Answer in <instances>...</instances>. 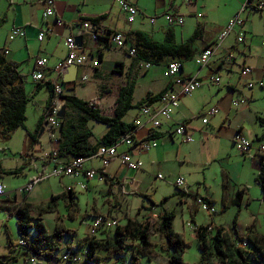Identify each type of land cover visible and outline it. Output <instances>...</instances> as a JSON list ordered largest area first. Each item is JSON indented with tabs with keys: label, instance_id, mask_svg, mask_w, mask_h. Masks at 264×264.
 <instances>
[{
	"label": "crops",
	"instance_id": "crops-1",
	"mask_svg": "<svg viewBox=\"0 0 264 264\" xmlns=\"http://www.w3.org/2000/svg\"><path fill=\"white\" fill-rule=\"evenodd\" d=\"M126 1L138 10L134 21L130 24L126 22L125 14L119 9L115 0H55L56 15L55 17L49 18L44 17L43 6L38 0H0V50L3 53L4 51L7 52L4 55L7 60L19 65V72L25 79V94L27 96L33 95V100L35 99L36 101V98H40V96L45 100L42 106L41 116L40 112L37 115V127L38 125L40 127L39 133L43 129V116L47 101L51 96L50 91L43 86L45 82L52 84L59 82L63 87L64 96L73 95L77 97L75 92L76 87L78 85H84L89 78H92L96 82L99 94L98 101L96 99L92 100L96 101L100 110L112 107V114L109 116H113V109L119 94V89L129 79L137 75V68L141 63L134 65L133 58L127 53L129 47L128 42H126L123 49L106 44L105 39H107L108 32H117L123 35L128 32H142L157 42L173 39L174 43L182 44L188 41L195 30H199L201 32L197 35L198 38L191 43V48L194 50V57L191 60L166 59L165 66L170 61H177L181 64V76L196 77L202 84L194 92L192 97L181 98L179 106L172 115V120L165 122L161 128L155 131L159 134V138L155 139L157 146L151 149L152 154L149 155L147 163L150 166H156L158 169L175 166V170L170 175L172 178L171 183L174 185V181L178 177L183 178L181 174L184 173L181 172L182 165L187 163L189 156L191 157V151H200L202 156L205 153L208 161H213L215 159V153L214 149L211 148L209 140L217 141L221 139V133H223L233 145V137L237 133H240L252 142L254 149L253 152L250 151L243 156L251 160L254 163L255 169L258 171V160L261 156L264 157V154L262 155L259 152V147L262 145L261 141L264 137V120L258 116L257 111L252 108L248 101L255 95L254 84L261 83V87H264V46L262 45V42H264V8L261 11L249 9L241 13V17L245 19L243 28L245 38L242 42L244 46L242 50L239 51V47L237 46L236 32L232 33L233 35L230 34L226 37L220 47L214 52L209 64L206 67L200 68L194 64L195 57L200 51L215 43L221 31L226 27L228 21L239 12L245 0H201L196 2L192 1L191 3H186L184 0ZM257 1L263 0H253V3ZM166 14L182 17L183 24L169 26L163 18ZM101 17L103 19L98 20L95 25L89 22L91 25H94L98 36L97 39L92 40L89 36L84 35L83 46L80 49L78 48L80 52H83L87 56L85 65L78 68L77 77L73 82L63 83V79L68 74H65V68L57 74L55 67L62 63L68 54L66 39L68 37L75 38L79 33V27L83 23ZM150 18L155 19L153 24L149 21ZM13 28H21L24 31V36L10 40L9 34ZM40 32H44L45 36L41 41H38L37 37ZM233 51H239V56H236ZM229 56H231V59H229ZM38 58L47 59V65L40 69L44 75L42 81H34L32 78V75L37 70L35 61ZM237 58L241 60L242 65L237 69L238 71H234V67L237 66L238 62ZM244 66H249L252 69V73L242 78L240 77V71ZM148 70H144L145 73ZM222 70L227 74V80L224 82L226 91L223 90L224 85L220 84L219 73ZM82 76L87 78L85 82L79 81ZM211 76L218 77L219 83H211ZM28 82H32L33 85L39 83L42 85V88L34 93L33 85L32 87H26L27 84H30ZM250 82L253 83L252 88L247 86ZM205 85L206 88L204 87ZM169 86L170 81L168 79L162 88L157 91L148 90L147 93L156 94L164 91ZM213 86L216 87L214 88ZM245 89L247 95L243 91ZM238 95L242 98L241 101L245 100V102L239 108H235L232 103L237 101ZM132 103L134 104L133 98ZM207 105H210V107L207 108ZM38 108L40 110V107ZM211 108H215L217 113L208 118L207 125H203L201 123L202 117ZM138 115L127 123H133ZM258 122L262 125H259ZM179 124L187 127V132L191 134L193 139L192 143H187L181 137L174 134V129ZM25 129L33 133V131L31 132L26 127ZM149 132L150 130L147 127L137 129L134 134V139L137 141L148 140L150 139L148 138ZM37 138L38 142L30 149L28 148V139L24 129L19 128L11 135L9 144L7 145V149H9L11 155L3 153L4 157L0 159V164L5 170L19 168H22V170L18 176H0V182L6 186L7 191L10 193L9 199L0 200V211H6L9 214L13 213L16 216L17 207L24 202L35 205L45 204L53 196H66L69 192L75 197V190L72 185H77L78 183H85L86 189L84 191L92 192V196L88 194L87 199L89 202L93 201L94 203L96 199L94 197L95 192L100 189L97 185L91 184V181H87L83 176L69 177L71 182L67 185H63L59 180L57 188L50 185L49 180L51 177H45L30 193L25 195L16 194L17 189L24 187L29 181L47 174L52 166L45 158V154L49 149L46 133L42 132ZM195 138L200 139V142L195 143ZM214 144L216 147L218 146L217 142ZM118 151L121 153L127 152L132 159L141 162V157L145 154L137 153L135 150H129L125 146H120ZM16 154H18V158L15 157ZM89 160L90 162L92 160H98L99 162L97 158H90ZM26 167L35 170L34 173L27 175L26 172L28 169H25ZM85 167L101 169V163L99 162V165L95 167L91 164L89 166L85 164ZM143 169V163L141 169L129 170L124 165H121L118 160L113 159L103 169V172L105 175L111 177L113 183H116L118 187L121 186L119 192L122 196H125L128 194L122 190L125 180L128 179L132 171H135V174H143ZM221 173V185L223 186L226 180L229 182L232 178L227 171L222 170ZM21 175H24L26 178L28 177L27 183L24 182V184L18 181L20 177H23ZM15 179L17 181L12 183L13 181L11 180ZM105 183L110 186L109 182L105 181ZM131 185H133V181H131ZM46 186L49 187L50 198H47L48 196L45 194ZM187 187L188 185L181 190L182 192H173L171 195L176 198L178 205H181V207L187 206L189 200L201 198L197 192L193 195L192 192L186 190ZM133 191L136 192V190ZM55 192L56 194H54ZM139 193L142 194V192ZM131 194L133 195V193ZM209 199L212 200V198ZM114 204L115 207H119V211L122 210L121 205L118 206L119 203L117 201ZM166 204L162 208L153 207L150 213L154 212L156 216H159L164 210L168 211ZM100 215V213L96 212L95 208H92L93 218ZM251 220L252 217L248 219L246 227L249 226ZM196 227L198 226L194 228ZM209 228L213 233L216 228L214 222ZM217 229H222L227 235H233L231 230L227 231L221 227ZM109 234L108 230H100L97 232L95 239H110ZM13 245L14 243H12ZM6 248L7 251L12 252L11 255L15 258L16 254L19 255L21 251L14 250L9 244ZM22 252V256L27 260L23 250ZM42 262L40 261V264H60L59 261Z\"/></svg>",
	"mask_w": 264,
	"mask_h": 264
},
{
	"label": "rangeland",
	"instance_id": "rangeland-1",
	"mask_svg": "<svg viewBox=\"0 0 264 264\" xmlns=\"http://www.w3.org/2000/svg\"><path fill=\"white\" fill-rule=\"evenodd\" d=\"M246 1L247 0H245L244 3H246ZM231 35L233 34L231 33ZM237 46L239 47V51L244 47L242 43H238ZM239 51H237L238 53L236 51L233 52L236 54V56H239ZM237 61V66L234 67V71H238L237 69L242 65L239 58H237ZM165 63L166 62L164 61L159 66L151 67L147 73H145L142 63L137 68V75L132 77L135 83V91L133 94L134 104L140 102L146 96L148 90L157 91L163 87L166 80H168V78L165 76ZM219 76L221 80L220 84L224 85V82L227 80L226 72L224 70L220 71ZM28 83L30 84H27L26 87H32L33 83ZM204 87L206 88V85ZM213 87L215 88L216 86ZM254 87L255 95L250 101H248V103H250L252 108L257 111L258 116L264 120V87H261L258 83L254 84ZM223 90L226 91L225 85L223 86ZM243 91H245V94L247 95L246 89ZM75 92L79 99H96L98 101V89L96 87V82L93 81L92 78H89V80H87L84 85H78L75 89ZM36 99L37 101L35 99L33 100V98H30V101L26 105V121L24 122V126L31 132L36 130L38 122L37 115L40 112L41 116L42 106L45 102L41 96L40 98L38 97ZM241 100L242 98L240 95H238V106L235 108H239L242 105ZM243 102H245V100H243ZM38 107H40V110ZM209 107L210 105H207V108ZM138 109L139 108H134L128 111L123 120L126 123L132 121V119L138 115ZM102 112L104 115L109 116L112 114V107L104 109ZM258 124L262 125L259 122ZM88 128L91 129L93 133V136L90 140L92 143L98 142V140L107 130L105 125L93 121L88 123ZM196 142H200V139L195 138V143ZM215 142L218 143L217 147L214 144ZM209 143L211 148L214 149L215 159L213 161H208L205 153L202 156L200 151H191V157L189 156L187 163L182 165L181 172L184 173L181 174L185 179V185L183 189L186 187V185H188L186 190L192 192L193 195H195L197 192V194L201 197L207 196L212 198V200L210 199L212 201L211 207L214 208L215 214L211 216L208 215L196 205L195 200H189V204L187 206L181 207V205H178L176 198L171 196L173 192L183 190L175 188L171 183L172 178L170 175H172L173 171L175 170V166L170 168L164 167L160 169H158L156 166H150L147 163V159L149 155L152 154L151 150L148 153L143 154L141 157L142 163L144 164L143 174H135V171H132L128 179L125 180L122 188L124 193H128L125 196H122L119 192V190H121V186L118 187L116 184L113 186H108L105 182H97L96 180H92L90 183L97 185L100 189L99 191L97 190L95 192L94 197L96 199L93 203V201L89 202L87 199V195L89 194L92 196V192L81 190L76 184H74L72 185L74 186L75 190L73 211L70 212L66 207L65 202L59 198L56 201V211L54 213H48L41 216L42 222L44 223L48 234L51 236L52 241L59 247V250L54 254V257L59 261L66 249L72 248L76 252L81 253L80 255L82 259H84V256L87 252V242L90 238V227L94 220L92 217V208H95L96 212L101 214L100 216L115 220L118 224L117 226H124L126 224L127 218L136 220L142 224L147 223L150 227L149 241L153 244V250L156 254L151 261H148L146 256H144L141 252V245L138 241L132 244L130 241H126V243L129 245L128 248L118 256L107 257L106 252L99 249L96 250L95 254L99 257V264H132V254L138 259L137 264H168V258L172 252H165L161 250V245L164 243V241L156 232V224L158 220L155 213H150V211L147 209L150 205L148 199L141 196L132 195L131 193L147 195L149 199L156 204L160 203L164 198L168 199L166 202L167 210L174 212L172 228L176 233L182 236L187 244L183 254L184 264H196L200 258L198 243L192 229L195 226H210L214 222L216 228L221 227L227 231L231 230L233 233L232 221L236 215V232L240 237L246 240L247 221L252 217L251 223L249 224V226H251L250 230L252 234L256 236H263L264 199L262 198V191L260 190V187L254 181L258 172L255 169L254 163L247 157H244L242 154H240L231 144L228 137H226L223 133H221V139L217 141L209 140ZM8 144L9 141H3L0 138V159L4 157L3 153H6L7 155L10 154L9 149H7ZM261 144L264 146V137L261 141ZM253 151L254 149L252 146L251 152ZM15 157L18 158V154H16ZM99 162L98 160H92V162L87 160L84 164L87 166L91 164L95 167L96 165H99ZM25 169H28V167ZM222 170L227 171L232 178L229 180V184L225 193V196L228 198L227 208L225 210H223L222 204V197L224 193L223 186L221 185ZM34 171L35 170L30 168L26 174L28 175L29 173H34ZM21 176L23 177H20L18 181L27 183L28 177L26 178L24 175ZM59 180L63 185H67L71 182L69 177H61L59 179L51 177L49 183L52 187L57 188V183ZM11 181H13L12 183H15L17 180L15 179ZM131 181H133V185H131ZM242 188L245 189V193L243 194L239 206L232 205L230 200L232 201V199H235L236 192ZM132 189L136 190V192ZM45 190V194L48 196L47 198H50L49 187L46 186ZM56 192L54 194H56ZM139 192H142V194ZM115 201L119 203L118 206L121 205V211H119V207H115ZM58 222L65 229L72 231L73 234L69 236L62 235L60 239L54 238L52 234L54 233L55 225ZM188 223L191 224V227L188 226ZM117 226H113L110 230H108L110 233V239L114 238V233ZM216 228L214 229L213 233L216 231ZM33 231L34 230H28L26 234V240L29 242H32L33 240ZM8 239H10L14 244L19 239H21L16 226V216L13 215V213L9 214L6 211H0V256L8 254L10 257L14 258V256L11 255L12 252L7 251L6 248L8 246ZM250 248L251 247L248 246L246 250L250 251ZM22 253L23 252L21 250L19 255L16 254V261H11L9 264H32L29 260H26L25 257L22 256ZM59 263L76 264L72 261L61 260ZM35 264H40V261H36Z\"/></svg>",
	"mask_w": 264,
	"mask_h": 264
},
{
	"label": "trees",
	"instance_id": "trees-1",
	"mask_svg": "<svg viewBox=\"0 0 264 264\" xmlns=\"http://www.w3.org/2000/svg\"><path fill=\"white\" fill-rule=\"evenodd\" d=\"M253 0H247L252 2ZM98 19H91L88 22L96 24ZM201 31L195 30L193 35L187 42L182 44L174 43L173 39L157 42L151 39L147 34L142 32H128L124 35L125 44L128 42L129 48L135 52L134 65L140 63H149L151 66H159L166 59L171 60H191L194 57V50L191 43L198 38ZM113 33V32H112ZM107 34H111L108 32ZM101 39V38H100ZM105 43L108 44L107 39ZM168 64V63H167ZM166 64V65H167ZM18 64L5 58L4 53L0 50V138L3 141H9L13 132L21 128L26 131L28 139V148H32L38 142L39 125L37 129L30 133L25 129L26 121V105L32 96H27L24 92L25 79L19 72ZM115 72V71H114ZM43 86L50 91L51 96L47 101L50 104L53 96L54 86L50 82H45ZM135 83L133 79H129L127 83L119 89V94L113 109V116H106L102 113L95 100H82L73 95H66L65 98V118L62 120V130L58 135L57 158L63 163L68 162L71 158L82 157L85 159L92 158L97 149L102 145H110L115 143L121 136L131 131L134 127L132 123H126L123 119L134 108H140L145 103L156 101L163 91L153 94L147 93L146 96L137 104L132 103ZM42 88L39 83L34 85V93ZM46 105V106H47ZM90 121L103 124L107 127L106 132L95 144L91 143L93 133L88 128ZM61 123V122H60ZM148 138L157 139L159 134L155 131L148 133ZM259 169L255 176V183L262 191L264 199V157L258 160ZM22 168L5 170L0 164V176H18ZM106 182L110 186L115 185L112 178L106 175ZM228 180L223 183L224 195L222 197L223 210L227 208V196H225ZM178 189V188H177ZM110 192V190H109ZM245 193V189L238 190L235 199L231 204L239 206L240 201ZM148 199L150 205L149 211L153 207L162 208L167 202L164 198L160 203L156 204L149 199L147 195H139ZM63 196V197H62ZM65 195L53 196L49 202L45 204H31L24 202L16 209V225L21 239L25 240L26 246L18 250H23L29 260L35 258L37 261H56L54 254L58 252L59 247L56 245L51 236L48 234L41 216L48 213H54L57 208V200L61 198L68 210L73 211V195L67 193ZM208 206L212 205V201L207 197L200 198ZM158 222L156 224V232L163 239L161 250L171 255L168 258V264H184L183 254L187 247L186 242L181 235L176 233L172 228L174 218L173 212L163 211L162 214L156 216ZM237 216L232 221L233 235H227L222 229L211 232L209 226H198L194 230V235L198 243L200 258L196 264H264V235H253L250 228L247 227V239L244 240L236 232ZM28 230L33 231V240H26ZM73 232L65 229L59 222L55 225L52 236L60 239L62 235H72ZM150 227L147 223L142 224L136 220L128 219L124 226H117L113 239L97 240L91 237L87 242V252L83 259V264H99V257L95 254L96 250L106 252L107 257L118 256L128 248L126 241L135 243L138 241L141 245V252L146 256L148 261L156 255L153 250V244L149 241ZM241 242H245V247H239ZM9 246H12L11 240L8 239ZM250 246V251L246 248ZM72 249V248H67ZM74 250V249H72ZM75 251V250H74ZM81 254V253H80ZM132 264H137L138 259L132 254ZM61 260V259H60ZM59 260V261H60ZM16 261V258L10 256H0V264H9ZM62 261V260H61Z\"/></svg>",
	"mask_w": 264,
	"mask_h": 264
},
{
	"label": "built area",
	"instance_id": "built-area-1",
	"mask_svg": "<svg viewBox=\"0 0 264 264\" xmlns=\"http://www.w3.org/2000/svg\"><path fill=\"white\" fill-rule=\"evenodd\" d=\"M39 3L43 6V14L44 17H55V0H38ZM119 9L125 14L126 22L128 24L132 23L138 13V10L135 6L130 4L126 0H115ZM186 3H191L192 1H201V0H184ZM264 8L263 1H257L255 3L247 2L244 3L241 7L239 12L234 15L227 23L226 27L221 31L215 43L203 49L198 53V55L194 59V64L197 67H206L214 52L220 47L221 43L224 41L226 37H228L231 33L236 32V42L242 43L245 38V32L243 30L245 19L241 17V13L246 12L249 9L255 11H261ZM165 22L169 25H182L183 18L177 15L166 14L163 16ZM152 24L154 23L155 19L150 18L149 20ZM59 22V21H58ZM90 23L85 22L82 25V30L79 31L78 34L87 35L92 40L97 39L96 34H87L85 30L89 28ZM24 31L21 28H13L10 31L9 39L13 40L16 37H23ZM45 36L44 32H40L38 34V41H41ZM108 44L114 46L118 49H123L125 47V38L124 35L121 33L113 32L107 36ZM66 45L68 47V54L65 60L58 64L55 67V72L57 74L60 73L62 69L69 65H76L78 68L85 65L87 61V56L80 52L77 46L75 45L74 38L68 37L66 39ZM264 46V42H262ZM127 53L130 57H135V52L132 48L127 49ZM7 54L4 51V55ZM231 59V56H229ZM47 65V59L45 58H38L35 61L36 71L32 75L34 81H42L44 78L43 73L40 69L44 68ZM143 69L148 70L152 66L149 63H142ZM264 68V67H263ZM181 72V64L177 61H170L166 65L165 76L170 81V86L165 89L160 97L152 102V103H145L140 106L138 109L139 115L133 121V129L126 133L125 135L121 136L115 143L110 145H102L100 146L95 155L92 158L99 159L101 163V169H94V168H86L85 162L89 159H85L82 157L71 158L68 162L63 163L57 158V145H58V129L60 126L61 120L58 118V113L60 112L63 105H65V99L63 94V87L59 82L53 83L54 90L52 100L49 105L46 106L44 116H43V132L46 133L48 139L49 149L45 154V158L47 161L52 164L49 172L45 175L39 176L36 179L29 181L24 187L17 189L16 194L25 195L30 193L35 185H37L42 179L45 177H80L83 176L87 181L96 180L97 182H105L106 175L103 172V169L107 167V165L113 160L116 159L119 161L121 165H124L129 170H138L142 168V162L139 160H134L127 152H119L118 148L120 146H125L129 150H135L137 153H146L151 149L157 146V142L155 139H148V140H141L137 141L134 139V134L137 129L147 127L150 131H156L162 127L165 122H170L172 120V115L174 111L179 106V101L181 98H190L194 94V92L201 86L202 82L196 77H183L180 75ZM252 73V69L249 66L242 67L240 71V77L244 78ZM86 77H80V82H85ZM210 82L214 84L219 83V78L211 76ZM262 85L261 83L259 84ZM249 88L253 87V83H248L247 85ZM243 103V101H241ZM234 107L238 106V102L234 101L232 103ZM217 113L215 108L209 109L204 116L202 117L201 123L203 125L208 124V118L214 116ZM174 134L178 137H181L185 142L192 143L193 139L191 134L187 132V127L183 124H179L174 129ZM233 145L234 148L242 155L248 154L252 149V142L245 138L240 133H237L233 137ZM259 152L263 155L264 154V146L261 145L259 147ZM161 177V176H159ZM174 185L178 189H183L185 182L182 177H178ZM77 186L81 190L86 189L85 183H78ZM10 193L7 191L6 186L0 182V200H7L9 199ZM195 203L198 207H200L204 212L208 215H213L215 210L213 207L208 206L205 204L200 198L195 199ZM92 225L90 227V238L95 237L97 232L100 230H110L113 226H117V222L115 220H111L105 218L103 216H96L93 218ZM188 226L191 227V224L188 223ZM193 231L195 228H192ZM210 229V228H209ZM26 242L23 239H19L14 245V250H18L21 247H25ZM239 247H245L246 243L241 242ZM62 261H72L77 264H83V259L79 252H76L72 249H66L64 254L61 257ZM29 261L34 264L36 263L35 258H30Z\"/></svg>",
	"mask_w": 264,
	"mask_h": 264
},
{
	"label": "water",
	"instance_id": "water-1",
	"mask_svg": "<svg viewBox=\"0 0 264 264\" xmlns=\"http://www.w3.org/2000/svg\"><path fill=\"white\" fill-rule=\"evenodd\" d=\"M81 30H82V26L79 27L78 31H81ZM85 33L96 34V30L94 29V25L90 24L89 28L85 30ZM83 39H84V35H82V34H78L74 38V42H75V45L77 46V48H79V49L82 48ZM64 71H65V74H68V75L63 79V83H71L77 77L78 67L76 65L72 64V65L65 67ZM65 112H66V108H65V105H63L60 112L58 113V118L61 120L59 129H58V134L61 133V130L63 127L62 120L65 118ZM42 132H43V129H41L39 134H41Z\"/></svg>",
	"mask_w": 264,
	"mask_h": 264
}]
</instances>
